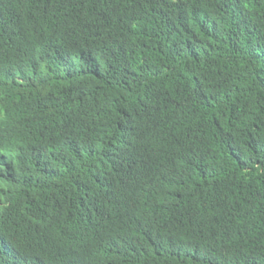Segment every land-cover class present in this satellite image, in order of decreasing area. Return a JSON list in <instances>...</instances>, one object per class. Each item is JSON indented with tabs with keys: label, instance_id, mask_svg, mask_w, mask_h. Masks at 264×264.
<instances>
[{
	"label": "trees",
	"instance_id": "obj_1",
	"mask_svg": "<svg viewBox=\"0 0 264 264\" xmlns=\"http://www.w3.org/2000/svg\"><path fill=\"white\" fill-rule=\"evenodd\" d=\"M0 264H264V0H0Z\"/></svg>",
	"mask_w": 264,
	"mask_h": 264
}]
</instances>
